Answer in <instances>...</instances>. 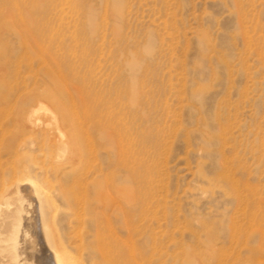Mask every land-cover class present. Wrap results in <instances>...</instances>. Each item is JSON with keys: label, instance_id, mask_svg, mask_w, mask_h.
Wrapping results in <instances>:
<instances>
[{"label": "rangeland", "instance_id": "rangeland-1", "mask_svg": "<svg viewBox=\"0 0 264 264\" xmlns=\"http://www.w3.org/2000/svg\"><path fill=\"white\" fill-rule=\"evenodd\" d=\"M29 179L74 264H264V0H0V213Z\"/></svg>", "mask_w": 264, "mask_h": 264}, {"label": "bare ground", "instance_id": "bare-ground-1", "mask_svg": "<svg viewBox=\"0 0 264 264\" xmlns=\"http://www.w3.org/2000/svg\"><path fill=\"white\" fill-rule=\"evenodd\" d=\"M28 123H31L32 126L37 125L34 116L33 118L30 116ZM34 183L31 180L16 181L6 189V195L2 194L6 206L10 205L9 207H11L12 202L16 201L17 207L15 206L14 211L12 210L14 208L6 207L10 209V214L4 211L3 214L0 213L4 219L0 225V256L8 255L10 264H74L71 257L65 255L64 249L62 251L64 254H60L62 246L59 245L58 241L60 250L54 247L55 244L53 245L57 239H54V230H51L54 228H50L51 223L49 224L50 202L48 203V199L46 200L41 189H38ZM8 209L5 210L8 211ZM9 224L11 227L10 235L6 236L5 240L1 237V229ZM4 243L6 244L3 245ZM98 246L99 254L108 264H114V261H117L118 258L111 256L107 251L104 242Z\"/></svg>", "mask_w": 264, "mask_h": 264}]
</instances>
